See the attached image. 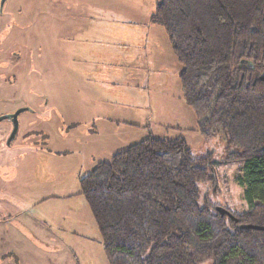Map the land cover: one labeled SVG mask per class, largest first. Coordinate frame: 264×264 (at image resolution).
Returning <instances> with one entry per match:
<instances>
[{"label": "rangeland", "instance_id": "1", "mask_svg": "<svg viewBox=\"0 0 264 264\" xmlns=\"http://www.w3.org/2000/svg\"><path fill=\"white\" fill-rule=\"evenodd\" d=\"M159 0H5L0 6V264H108L79 180L147 138L211 154L198 203L241 213L243 161L205 139L182 96ZM1 2V0H0ZM201 264H213L208 259Z\"/></svg>", "mask_w": 264, "mask_h": 264}, {"label": "trees", "instance_id": "2", "mask_svg": "<svg viewBox=\"0 0 264 264\" xmlns=\"http://www.w3.org/2000/svg\"><path fill=\"white\" fill-rule=\"evenodd\" d=\"M160 23L182 69V96L205 139L243 161L247 210L200 205L211 154L182 138H147L79 180L108 264H264V0H159Z\"/></svg>", "mask_w": 264, "mask_h": 264}, {"label": "water", "instance_id": "3", "mask_svg": "<svg viewBox=\"0 0 264 264\" xmlns=\"http://www.w3.org/2000/svg\"><path fill=\"white\" fill-rule=\"evenodd\" d=\"M5 2V0H1V3L0 5L2 6L3 3ZM259 79L264 81V67H263V70L262 72L260 73L259 75ZM24 110H26V108H19L17 109L15 112L11 113V114H4L2 116H0V122L3 121V120H9L12 124V129H11V132L7 138V141H6V144L7 145H10L11 142L14 140L16 134H17V131H18V116L21 112H23ZM216 209L222 213H228L226 210H224L223 208L221 207H216ZM257 229H264V227H255Z\"/></svg>", "mask_w": 264, "mask_h": 264}, {"label": "flooded vegetation", "instance_id": "4", "mask_svg": "<svg viewBox=\"0 0 264 264\" xmlns=\"http://www.w3.org/2000/svg\"><path fill=\"white\" fill-rule=\"evenodd\" d=\"M0 3H1V2H0ZM3 4H4V3H3ZM0 6H1V5H0ZM2 6H3V5H2ZM2 6H1V7H2Z\"/></svg>", "mask_w": 264, "mask_h": 264}, {"label": "crops", "instance_id": "5", "mask_svg": "<svg viewBox=\"0 0 264 264\" xmlns=\"http://www.w3.org/2000/svg\"><path fill=\"white\" fill-rule=\"evenodd\" d=\"M1 221V220H0Z\"/></svg>", "mask_w": 264, "mask_h": 264}]
</instances>
